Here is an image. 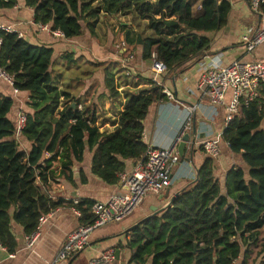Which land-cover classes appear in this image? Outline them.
<instances>
[{
    "label": "trees",
    "instance_id": "1",
    "mask_svg": "<svg viewBox=\"0 0 264 264\" xmlns=\"http://www.w3.org/2000/svg\"><path fill=\"white\" fill-rule=\"evenodd\" d=\"M20 0H0V10ZM32 9L35 23L48 24L67 40L95 33L101 16L131 14L133 26L125 30L129 48H142L144 60L167 65L170 78L186 64H193L210 47L207 32L220 29L229 16V0H202L195 14L192 0H22ZM260 12L264 14V4ZM142 22L144 28L139 29ZM0 64L16 79L20 94L26 93L27 124L16 138L17 101L0 94V243L9 252L18 248L12 231L21 226L26 235L40 219L60 207L47 191L54 176L53 164L61 162V174L71 181V168L93 152L91 172L108 184H116L127 161L144 156V120L153 104L167 101L164 87L144 79L147 87L127 90L124 110L113 121V131L101 130L99 105L88 89L77 97L59 87L54 70V49L35 44L19 32L0 30ZM125 54V52H122ZM108 98L121 96L115 74L105 68ZM76 103V106H73ZM79 105L83 109H79ZM102 108V106H101ZM264 97L242 104L223 133L230 151L244 161L247 170L234 165L222 182L215 176V159L208 157L197 168L196 179L180 191L172 205L140 221L115 250H129L127 264H248L250 247L264 228ZM103 126V125H102ZM24 143L30 144L24 150ZM53 154L52 157H47ZM184 159L181 157V160ZM74 203V201H73ZM95 203L75 205L81 223H91ZM258 254L255 264H263Z\"/></svg>",
    "mask_w": 264,
    "mask_h": 264
},
{
    "label": "crops",
    "instance_id": "2",
    "mask_svg": "<svg viewBox=\"0 0 264 264\" xmlns=\"http://www.w3.org/2000/svg\"><path fill=\"white\" fill-rule=\"evenodd\" d=\"M229 1L232 10L225 24L216 31L206 33V36L210 38V47L199 56L197 61L183 66L172 78L169 77V71L156 74L152 59L144 60L142 58L141 47L136 50H133L132 47L128 50L126 48L120 49L118 52L115 50L112 41L114 34L112 25L107 26L114 21L112 19L114 16L103 14L94 34L91 35L90 31L85 29V33L81 37L67 40L50 36L31 25L33 11L25 7L22 0L14 8L5 11L0 10L1 24L14 25L29 41L35 44H47L54 49L53 60L56 71L54 74L59 79L60 88L68 90L77 97L89 89L90 96L94 98L95 102L100 95L105 94L99 105V116L102 115V119H104L103 126H101L102 131H113L115 127L113 121L117 120L124 110L125 92L127 90L137 92L139 89L147 87L144 79L153 80L173 93L172 99L153 104L149 109L144 120V141L147 146L173 147L184 132L189 118H192L191 129L185 133H192L194 123L197 128L196 143L194 147L189 143L185 152V157L190 158V161L185 158L180 161L174 170L172 185L169 189L163 191L159 196L149 195L142 206L123 221L109 223L95 229L91 234L89 245L83 251L75 254L67 261L58 263L54 262L58 251L69 233L81 223V218L73 212V201L77 198L91 200L94 203L107 201L114 192L119 190V186L108 184L91 172L93 152H86L83 162L75 163L72 166L71 181L62 176L60 160L54 161V176L50 180L47 193L56 201L63 199L64 203L49 214L48 219L42 224L40 237L32 249L26 247L27 235L23 228L16 224L13 225L12 231L17 237L18 248L13 252L15 256L11 257L9 251L0 247V264H73L82 252L89 263L92 258L99 256L105 250L114 249L118 243L126 244L130 238V235L126 233L132 229L133 225L151 214L153 212L152 207H163L172 196L196 179L197 168L208 158L202 148L203 141L216 138L219 135H222L221 156L215 160L214 172L218 179L224 181L226 173L240 160L230 151L223 139L225 106L214 104L203 95L202 89L199 88L200 76L208 67L225 66L235 60H264V43L253 52H249L243 42V35L264 28V14L252 11L248 0ZM201 3L202 0H192L193 10L196 11V14L200 11L197 7ZM143 23L139 27L140 30L144 28ZM123 26H127V24L121 23L122 38L120 44L125 41ZM133 27L137 29L135 24ZM130 52L133 53L134 58L124 64L121 63L119 59L126 58ZM98 58L103 63L97 61ZM106 67H109L110 71L115 74V82L121 93V96L114 101L107 96ZM73 72L84 74L89 72L90 74L85 76L80 83H77L70 76ZM0 94L16 99L17 105L11 116L20 109L26 111L28 99L26 93H21L17 97L14 95L12 87L0 80ZM260 97H264V88ZM231 98L232 91H229L226 102L228 103ZM106 127L108 129H104ZM262 128L264 129V121ZM29 146L30 144L24 143V150H29ZM58 163L59 165H57ZM135 163L136 160L134 159L128 160L126 170L132 169ZM121 257L126 264L129 258V250H122Z\"/></svg>",
    "mask_w": 264,
    "mask_h": 264
},
{
    "label": "built area",
    "instance_id": "3",
    "mask_svg": "<svg viewBox=\"0 0 264 264\" xmlns=\"http://www.w3.org/2000/svg\"><path fill=\"white\" fill-rule=\"evenodd\" d=\"M250 8L254 12H260L264 0H248ZM198 10L202 5H198ZM41 32L58 38H65L63 32L52 30L48 24L30 22ZM0 30L10 32H19L14 25H5L0 23ZM243 42L247 51L253 52L258 46L264 43V28H259L253 33L243 35ZM2 39L0 38V45ZM126 41L118 45V50L127 48ZM134 58L133 53H129L126 58L119 60L124 64ZM153 69L156 74L167 72V65L158 60L156 54H153ZM0 80L6 82L12 87L13 93L18 97L19 88L16 87V79L13 74L8 72L0 64ZM199 88L202 89L203 95L212 103L224 105L226 109L225 129L235 119L239 112L240 106L249 104L261 96L264 88V60H235L225 66H213L204 70L199 80ZM229 91H232V98L227 103L226 97ZM169 99L173 98L170 90L164 89ZM82 110L83 106L79 105ZM28 115L24 109L17 113L16 138L20 141L22 131L27 124ZM192 118H189L184 132L179 137L177 143L171 148L148 146L143 157L136 160L132 169L126 170L119 174V180L116 183L119 190L114 192L107 201L96 202L92 207V213L95 219L91 223H80L73 231L69 233L62 247L58 251L55 263L67 261L75 254L83 251L90 241L93 231L103 225L121 222L129 217L136 209L140 208L149 195L159 196L163 191L169 189L172 185L174 170L181 161L178 151V143L181 141L185 131L191 129ZM222 135L203 141L202 148L208 157L218 159L221 156L220 142ZM228 145V144H227ZM48 154L47 157H52ZM82 199L74 200V214L81 218L82 212L75 205L82 202ZM52 213V212H51ZM50 213V214H51ZM48 215L41 217L39 225L35 231L26 237V247L32 249L35 247L39 237L42 224L48 219ZM0 247L8 249L0 243ZM11 257L14 253L9 252ZM116 250L113 248L105 250L99 256L92 258L88 264H113L117 259ZM239 260L233 264H240Z\"/></svg>",
    "mask_w": 264,
    "mask_h": 264
},
{
    "label": "rangeland",
    "instance_id": "4",
    "mask_svg": "<svg viewBox=\"0 0 264 264\" xmlns=\"http://www.w3.org/2000/svg\"><path fill=\"white\" fill-rule=\"evenodd\" d=\"M194 13L196 14V11L195 10H194ZM112 19H114V21L111 22L107 26H111L112 25V31L114 32L112 41L114 42L115 50L118 52L119 50H118L117 46L120 45L121 38H122V34H121L122 31L120 30L121 29V23H126L127 26H133L134 24H133V21L131 19V15H118V16L112 17ZM108 23H109V21H108ZM107 26H105V27H107ZM96 60L99 61L100 63L101 62L103 63V61H101L99 58L96 59ZM74 73L75 72L71 73L70 76H72V79L74 78V80L77 83H80L81 80H83V78L85 76H87L88 74H90L89 72H87V73L85 72V74L84 73H79V72H77L75 74ZM99 118H100V125L102 126L103 123H104V119H102V115H100ZM104 129H108V128L106 127ZM237 158L240 160V162L237 163L236 165H241V166L244 167V169L247 170L246 166L244 165V161L240 157H238V156H237ZM241 160H242V163H241ZM57 165H59V163ZM250 249L251 250H250V254L248 256L247 263L248 264H255L256 263L255 261H256V259L258 257V254L260 252L264 251V228L260 231V234L258 236L257 243L251 245ZM260 259L263 261V264H264V252H263V255L261 256ZM73 264H88V261H87V259L85 257V254L82 252V254H80L78 256V258L73 262ZM114 264H125V262H124V259H122V257H121L119 259H116L115 262H114Z\"/></svg>",
    "mask_w": 264,
    "mask_h": 264
},
{
    "label": "water",
    "instance_id": "5",
    "mask_svg": "<svg viewBox=\"0 0 264 264\" xmlns=\"http://www.w3.org/2000/svg\"><path fill=\"white\" fill-rule=\"evenodd\" d=\"M73 106L75 107L76 106V103H73ZM196 138H197V128H196V125L195 123L193 124V127H192V133L191 132H187V133H184L183 136H182V139L181 141L179 142V145H178V151H179V154L181 157L185 158L187 161H190V158L188 157H185V152H186V148H187V145L189 143L192 144V146L194 147L195 143H196ZM180 194V192H177L174 196H172L168 202L161 208L157 207V206H154L152 207V213L149 214L148 216L144 217L141 221L143 220H146L156 214H158L159 212L165 210L166 208L170 207L172 205V202L173 200ZM168 196V195H167ZM136 225H138V223H136L135 225H133V227H135ZM132 227V228H133ZM116 255H117V259L120 258V254H121V251L120 250H117L116 251Z\"/></svg>",
    "mask_w": 264,
    "mask_h": 264
}]
</instances>
